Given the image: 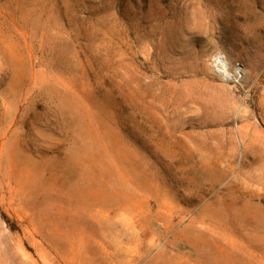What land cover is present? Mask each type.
<instances>
[{
  "label": "rangeland",
  "instance_id": "374dc122",
  "mask_svg": "<svg viewBox=\"0 0 264 264\" xmlns=\"http://www.w3.org/2000/svg\"><path fill=\"white\" fill-rule=\"evenodd\" d=\"M0 264H264V0H0Z\"/></svg>",
  "mask_w": 264,
  "mask_h": 264
},
{
  "label": "water",
  "instance_id": "95a60500",
  "mask_svg": "<svg viewBox=\"0 0 264 264\" xmlns=\"http://www.w3.org/2000/svg\"><path fill=\"white\" fill-rule=\"evenodd\" d=\"M219 60H223V59H222V58H219L218 61H219ZM223 61H224V60H223ZM223 77H224V76H223ZM224 79H225V80H229V79H227L226 77H224Z\"/></svg>",
  "mask_w": 264,
  "mask_h": 264
}]
</instances>
